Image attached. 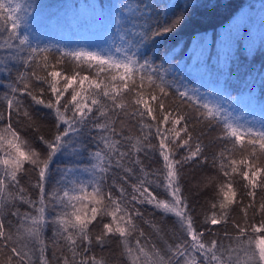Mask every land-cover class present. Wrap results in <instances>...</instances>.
<instances>
[{
    "label": "snow or ice",
    "instance_id": "1",
    "mask_svg": "<svg viewBox=\"0 0 264 264\" xmlns=\"http://www.w3.org/2000/svg\"><path fill=\"white\" fill-rule=\"evenodd\" d=\"M188 7L160 23L148 3L141 11L121 0L118 41L62 48L33 43L38 29L28 17L39 5L0 0V75L15 73L0 108V264H49V227L57 264H109L93 249L111 243L121 264H264V119L233 116L199 89L177 86L149 51L187 22ZM220 56L211 47L199 53L205 62ZM233 56L234 48L225 66ZM48 116L46 136L40 122ZM205 129L217 132L211 157ZM153 155L162 163L156 171L145 165ZM61 158L76 164L56 167ZM209 167L219 179L205 178L215 196L201 220L184 172ZM149 207L175 217L180 236L146 220Z\"/></svg>",
    "mask_w": 264,
    "mask_h": 264
},
{
    "label": "trees",
    "instance_id": "2",
    "mask_svg": "<svg viewBox=\"0 0 264 264\" xmlns=\"http://www.w3.org/2000/svg\"><path fill=\"white\" fill-rule=\"evenodd\" d=\"M81 1L83 0H20V3L25 9L29 4L39 5V8L34 10L28 17L34 29H38V33H40L39 26L43 25V22L36 18L37 14L44 13V17L49 18L53 13L59 12L69 4L72 8L73 27L76 26L80 30L84 28L87 31L85 39L88 43H92L88 38L89 34H92L97 40L93 44L98 43L99 46H105L111 43L113 39L118 41L113 27L106 29L104 24H98L95 20H92L90 13L89 19L82 18L80 12ZM115 1L119 8L121 0H90L89 4L92 3L94 9H89V12L94 11V16L96 11H110V5ZM144 3H148L151 9H156L153 13V18H158L160 23H163L173 12L181 11L184 6L194 5V7H188L186 13L187 22L182 27H179L173 33L159 38L155 43L149 42L151 45L149 51L155 54V63L169 70L170 78L174 77L178 80L177 86L186 85L190 88H196L199 84L205 89L203 87V81L205 80L210 83L211 87H213V84L216 85L213 91L222 100H225L227 104L235 105L241 102L240 106H242V110L248 109L250 113H255L263 109L264 85L261 84V73L264 72V48L260 47L261 42L256 47L249 49L244 40L238 39L239 43H235L234 47L230 49V51H233L234 48V51L237 52V55L235 56L234 53V56L231 58L230 67L225 66L223 59L225 57L224 52L220 51L221 56L214 62H205L199 58L196 59V71L194 73L188 71L187 68L194 60L197 41L203 42L209 38L213 43H217L223 29L240 14L238 13L239 11H246L247 8H251V5L263 6L264 0H131V5L133 7H140L141 11H143ZM139 14L140 12L134 13V15ZM49 39V37L42 36L39 37V40H34L33 43H40L41 46L44 44H55L51 43V39L50 41ZM76 42V47H86L81 39H78ZM166 55L167 62L165 61ZM14 76V72L12 77H9L7 74L0 75V108L4 105V93L9 91L8 85L12 83ZM174 102L176 104L180 103L179 99H176ZM46 113L47 110H45L44 114ZM53 119V117L48 116L40 122L41 132L46 136L52 131ZM127 127L132 131L133 135L138 134V130L132 125L128 124ZM200 127L202 125H197V129ZM205 132L208 133L205 138V143L209 145L208 152L211 157L212 153L219 151L218 146L214 142L217 132H208L207 129H205ZM88 143L89 150H94L91 141H88ZM66 164L75 165L76 160L61 158L57 162L56 167L62 168ZM145 165L153 171L162 167L158 155L148 157L145 160ZM78 166L82 167L83 164ZM184 175L185 195L190 201H193L192 206L196 209L197 216L202 220L203 217L200 214L208 211L209 202L215 196V190L210 186H206L204 183L205 178L215 176L218 180L219 177L216 176L215 169L211 167L203 170L199 168H187L185 169ZM237 180H239L238 176ZM52 183H55V181L53 180ZM260 199L261 197L258 194L257 200L259 201ZM144 211L146 213L145 219L156 222L158 226L165 229L169 237L180 236L179 226L176 223L175 217L163 215L150 207L145 208ZM231 215L238 221L241 219V214L238 210ZM256 219L258 220L259 217ZM250 222L253 221L250 220ZM142 227L146 233H150L151 229L149 225L144 224ZM215 228L216 237H222L225 226L218 225ZM96 230L98 231L99 229L97 228ZM227 231L230 233L233 231L230 225L227 226ZM52 237L53 229L49 227L44 232V240L48 245L46 254L49 264H57V257L53 255L54 245ZM93 251L98 259L103 257L109 261V264H121L120 249L117 243H111L103 249L96 247ZM65 254H67L66 251Z\"/></svg>",
    "mask_w": 264,
    "mask_h": 264
},
{
    "label": "rangeland",
    "instance_id": "3",
    "mask_svg": "<svg viewBox=\"0 0 264 264\" xmlns=\"http://www.w3.org/2000/svg\"><path fill=\"white\" fill-rule=\"evenodd\" d=\"M90 0L81 1L80 12L83 19H89V13L91 14V19L95 20L98 24L102 23L105 25L106 29L113 27V17L117 14V2H112L110 5V11L101 10V12L96 11V14L93 16L94 11L89 12V9H94V5L89 4ZM242 11V10H241ZM23 13V11H22ZM21 13V14H22ZM240 13L234 20H232L224 29L220 35V39L217 40V43H213L211 39L207 38L203 42L197 41L196 54L194 56V60L192 64L187 68L188 71L194 73L196 71L195 60L202 59L199 57V53L211 47L214 51L224 52V56H228V54L232 51V47H234L235 43H239L238 39L244 40L247 48L252 49L256 47L258 43L264 39V3L263 6L251 5V8H247L246 11L238 12ZM37 19L43 22V25L39 26V32L37 34L39 37H49V41L51 43L59 44V46L65 47L68 46L70 48H75L77 45V40L81 39L84 45L89 49H95L99 46L98 43H95L97 40L92 34L88 35L89 40L92 43H88L85 39L87 35V31L85 29H78L76 26L73 27L72 22V8L68 4L66 7L61 9L57 13H53L49 18L44 17V13L37 14ZM48 41V42H49ZM249 42V43H246ZM238 48V47H236ZM235 56L237 52H235ZM185 65V64H184ZM182 66V65H181ZM193 70V71H192ZM202 85L198 84L197 89H199L203 98L212 103H221L228 111L233 115H241L244 116L245 119L251 120L253 117L256 119H264V107L258 112L250 113V110H242V106L240 103H236L235 105H229L222 100L217 93L213 91L216 85L213 84V87L210 86L208 81H203ZM190 88V87H189Z\"/></svg>",
    "mask_w": 264,
    "mask_h": 264
}]
</instances>
